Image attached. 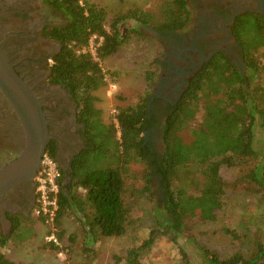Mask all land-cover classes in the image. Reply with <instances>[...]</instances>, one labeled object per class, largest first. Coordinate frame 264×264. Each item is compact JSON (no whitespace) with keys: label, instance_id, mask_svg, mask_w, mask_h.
I'll use <instances>...</instances> for the list:
<instances>
[{"label":"trees","instance_id":"16d2710c","mask_svg":"<svg viewBox=\"0 0 264 264\" xmlns=\"http://www.w3.org/2000/svg\"><path fill=\"white\" fill-rule=\"evenodd\" d=\"M57 10L68 17L64 28L55 29L50 36L61 41V50L54 59L51 68V81L68 88L76 102L77 121L85 127L87 144L73 159L71 165L72 187L85 190V197H72L74 207L83 213V225L87 240L91 243L99 237L119 238L126 234L129 207L124 201L126 188L124 174L132 162L147 165L145 184L141 194H152L150 178L159 176L164 190L165 224H158L170 241L186 232L184 220L196 213L203 220H213L224 205L225 183L219 175L221 166L241 168L235 184L244 188L264 191L262 164L251 167L258 158L255 149V121L264 129V27L248 16V27L242 33L246 51L247 74L243 77L232 64L217 58L215 63L205 65L191 79L172 111L167 114L162 128L163 151L161 156L150 151L144 144L143 133L148 124L146 101L119 109L114 123L104 126L99 121L100 112L95 107V92L105 86L104 74L98 61L116 53L129 38L145 39L137 27L127 28L125 22L134 21L138 26L151 27L159 31H174L188 24L190 14L185 0H158L154 8L134 7L118 14L106 26V11L86 0H47ZM124 31H122L123 28ZM102 37L95 51V57L81 52L88 47L91 36ZM156 61L148 64L144 72L147 85L154 79L151 68ZM261 74L263 77L249 83V75ZM201 113V121L189 129L191 141L184 142L179 131L189 127ZM106 142V145L104 143ZM103 145L107 152L118 158L114 166H99V147ZM46 152L55 157V144L51 140ZM264 162V160H263ZM63 174V172H62ZM199 181V182H198ZM194 183H199L201 191L194 196L189 191ZM254 188V189H253ZM70 200L59 195V218L69 207ZM72 206V205H70ZM11 223L9 234L0 232V264H15L1 253L9 243H20L33 235V229L26 224V218L16 214H7ZM28 231V234H27ZM225 233H234L224 229ZM159 231L149 234L140 247L128 250L124 259L126 264H139L138 253L151 245ZM50 248H54L50 246ZM201 249V248H200ZM183 264H189L187 254L181 248ZM202 264H264V245L257 243L255 252L245 257L234 254L220 259L216 253L201 251ZM119 262V260H116Z\"/></svg>","mask_w":264,"mask_h":264},{"label":"flooded vegetation","instance_id":"af4514ba","mask_svg":"<svg viewBox=\"0 0 264 264\" xmlns=\"http://www.w3.org/2000/svg\"><path fill=\"white\" fill-rule=\"evenodd\" d=\"M185 5L190 20L182 29L159 31L136 25L142 33L150 34L160 48L152 69L155 77L147 85L150 92L144 99L149 122L143 133L144 144L157 156L161 154L151 145L162 143L167 114L191 79L217 58L232 64L244 77L248 73L247 55L241 35L248 27V16H254L264 27V18L249 9L255 7L254 0H185ZM67 24L68 17L47 0H0V46L42 105L57 161L64 151L69 156L82 150L86 142L85 127L77 121L76 102L68 88L51 81V68L62 44L50 33ZM23 140L21 126L0 93V167L17 156ZM35 198V187L15 186L0 197V214L7 221V214L27 219L32 215ZM3 230L0 228L2 235L9 234Z\"/></svg>","mask_w":264,"mask_h":264},{"label":"rangeland","instance_id":"374dc122","mask_svg":"<svg viewBox=\"0 0 264 264\" xmlns=\"http://www.w3.org/2000/svg\"><path fill=\"white\" fill-rule=\"evenodd\" d=\"M79 1L83 4L82 0ZM86 1L105 9L106 26L109 28L111 21L118 14L137 6L141 9L156 6L158 0ZM125 27H136V24L128 20L125 22ZM124 29L126 28L122 31ZM145 35L147 36L145 39L129 38L116 53L103 61H98L106 81H104L105 86L95 92L97 97L95 107L102 111L101 118L107 126L114 123L117 129L116 138L119 137V130L115 117L119 109L140 104L150 92L144 80V72L148 69V64L160 55V48L150 34ZM260 60L264 62L263 56ZM253 76L254 74L249 75L251 85L263 77L261 74H256L255 78ZM201 113L200 109L193 123L179 131V136L184 142L191 141L189 129L196 127L201 121ZM254 126V146L258 152V158L251 167L262 164L261 173L264 178V129L258 120L255 121ZM151 147L162 154L161 142ZM98 155V164L101 167L114 166L118 161V158L112 152H107L103 145L99 147ZM147 168V165L132 162L124 174L126 188L124 201L129 207L124 236L99 237L97 241L91 243L87 240V235L85 236L77 219L68 216L69 225L76 228V235L71 241L72 244L68 245V251L59 259L55 250H52L45 241L36 243V221L30 220L28 225L33 229V235L29 233L30 237L18 244L9 243L1 249V253L15 264H126L124 257L128 250L140 247L148 239L150 232L155 229L159 231L158 236L151 245L139 251V264H183L180 248L187 254L189 264H202L201 251L207 249L216 253L220 259H226L234 254L247 257L255 252L257 243L264 245V191L258 192L244 188L242 184L234 185L241 168L220 167L219 175L225 183L222 209L213 220H203L197 213L187 217L184 220L186 234L178 237L176 243L171 242L170 236L163 233L162 228L158 226V224H165V216L161 212L164 208V190L159 176L154 175L150 178L151 195L139 192L145 184L146 171L150 170ZM200 191V184L194 183L189 193L198 196ZM224 229L231 230L235 238L232 234L225 233ZM58 231H60L59 227Z\"/></svg>","mask_w":264,"mask_h":264},{"label":"water","instance_id":"95a60500","mask_svg":"<svg viewBox=\"0 0 264 264\" xmlns=\"http://www.w3.org/2000/svg\"><path fill=\"white\" fill-rule=\"evenodd\" d=\"M254 2L255 7L249 9L264 18V0H254ZM0 93L13 111L24 136L17 156L0 167L1 197L20 184H29L31 187H35L34 180L52 136L48 129V119L38 97L15 72L1 46ZM77 154L78 152L74 153V155ZM61 169L66 172L65 178L69 181L71 179L70 165L61 166Z\"/></svg>","mask_w":264,"mask_h":264},{"label":"built area","instance_id":"2783aa9c","mask_svg":"<svg viewBox=\"0 0 264 264\" xmlns=\"http://www.w3.org/2000/svg\"><path fill=\"white\" fill-rule=\"evenodd\" d=\"M80 3V2H79ZM102 37L93 35L90 37L88 47L81 52H89L95 57V51L101 44ZM104 81H106L104 77ZM113 88V86H110ZM115 112V111H114ZM35 205L33 215L40 218L43 224L48 228L44 236L45 243L61 247L58 237V226L56 219L59 211V195L61 192L62 171L55 157L47 152L42 156L40 168L35 177Z\"/></svg>","mask_w":264,"mask_h":264},{"label":"crops","instance_id":"0c3cea01","mask_svg":"<svg viewBox=\"0 0 264 264\" xmlns=\"http://www.w3.org/2000/svg\"><path fill=\"white\" fill-rule=\"evenodd\" d=\"M98 109V107L96 108ZM98 111L100 112L99 114V121L102 125L107 126L103 121H102V111H100V109H98ZM85 137H86V133H85ZM87 144V139L85 144L82 145V150L85 148ZM78 149V148H77ZM77 151V150H76ZM78 151L80 152L81 150L78 149ZM77 151V152H78ZM71 153V152H70ZM73 153V152H72ZM70 154L69 156H67V152H63L62 156L60 157L58 163L59 166L61 168V166H68L72 165V161L74 159V157L76 155ZM74 155V156H73ZM56 158V157H55ZM62 170V169H61ZM63 172V178H62V183H61V192L60 194H62L63 196H66L70 201L69 207L66 209L65 212H63V214L61 215V217L59 218V223H58V227L59 230L58 231V237L60 239L61 242V247H56L53 246L54 248H51L52 250H55L56 256L60 259L64 256V253H66L68 251V245H71V241L73 240L74 236L76 235V228L72 227L71 225H69L70 220H68V216H73V218L77 219L78 223H80L84 234L86 236V231H85V227L83 225V213L79 212L78 210L75 209L74 207V202L72 201V197H76L78 199H83L85 197V190L81 187L74 189L72 187V175H71V170H70V176L71 179L69 181H67V179L65 178L66 172ZM72 205V206H70ZM30 220H35L36 221V243H40V241L42 242V240L44 241V236L48 231V228L43 224L42 220L40 218H37L33 215H30V217H27L26 220V224L29 223ZM0 228H4V232L9 231L8 229H10L11 224H9L10 222L7 221L6 217L4 216V214L1 216L0 215ZM7 234V233H6ZM5 235V234H3ZM52 246V245H49Z\"/></svg>","mask_w":264,"mask_h":264},{"label":"bare ground","instance_id":"6f19581e","mask_svg":"<svg viewBox=\"0 0 264 264\" xmlns=\"http://www.w3.org/2000/svg\"><path fill=\"white\" fill-rule=\"evenodd\" d=\"M115 123H116V120H115ZM56 159V158H55ZM57 160V159H56ZM58 162V161H57ZM58 165H59V163H58ZM60 167V166H59ZM61 169V168H60ZM62 171V170H61ZM62 178H63V174H62Z\"/></svg>","mask_w":264,"mask_h":264}]
</instances>
